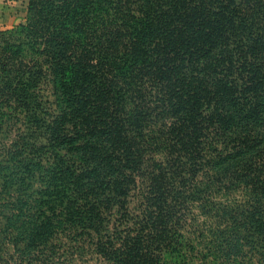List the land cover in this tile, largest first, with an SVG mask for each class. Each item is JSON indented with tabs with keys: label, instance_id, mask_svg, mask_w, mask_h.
I'll list each match as a JSON object with an SVG mask.
<instances>
[{
	"label": "trees",
	"instance_id": "16d2710c",
	"mask_svg": "<svg viewBox=\"0 0 264 264\" xmlns=\"http://www.w3.org/2000/svg\"><path fill=\"white\" fill-rule=\"evenodd\" d=\"M23 1L0 30V130L1 106L28 124L0 166L21 214L1 264L86 247L99 264H190L182 225L213 186L246 198L203 206L228 226L200 264L264 256V0Z\"/></svg>",
	"mask_w": 264,
	"mask_h": 264
},
{
	"label": "rangeland",
	"instance_id": "374dc122",
	"mask_svg": "<svg viewBox=\"0 0 264 264\" xmlns=\"http://www.w3.org/2000/svg\"><path fill=\"white\" fill-rule=\"evenodd\" d=\"M1 9H0V30L12 29L17 26L21 22H25L28 9L27 2L23 0H0ZM41 100H50L54 102V96L52 95L51 86L48 82L42 81L39 86L38 92ZM43 98V99H42ZM49 101V102H50ZM53 107V106H52ZM1 132H0V166L1 163L6 161L8 158L9 151L15 149V141L19 137L25 133H27V115L23 113L20 109L19 111L14 110L10 107L1 106ZM158 129L159 127H149V133L153 132V129ZM47 164V161L44 163ZM198 178L202 182H207V174L206 171H202L199 173ZM212 187V186H211ZM15 187L12 189V192L8 194V191L5 189V184L3 180L0 178V255H1V236L6 234H11L12 228H15L16 231H21L20 226H17L19 221L13 222L10 221L7 216L11 214H15L17 216L21 215L15 209L19 205L16 204L17 199L19 198V191ZM213 193L206 192L203 196L205 198L202 202L190 203V209L188 211V219L183 223L181 232L184 234L185 239L191 240L192 246L195 249H191L188 254V259L190 264H200L199 258L197 259V254L199 251L205 249L207 252L208 249L218 248L217 244L220 242V237L216 229L220 226L221 228H227V224L223 223V225H217L214 220L207 217L202 213L203 206L209 205L212 202H225L226 200L234 201L235 199L243 200L246 198L245 192L237 191L229 194H224V191L216 186L211 188ZM139 194L137 193L131 202V208L134 211H137L138 203L140 198H138ZM211 201V202H210ZM16 219V218H15ZM20 220H23V216L19 217ZM58 238L56 240H61L62 244L65 245V248L68 247L70 243L69 239L66 240L64 235L58 234ZM249 250V249H247ZM245 250L244 258H238L235 264H249L252 261L254 264H264V256L257 255L247 252ZM12 251V248L4 247L2 252L8 253ZM71 251V250H69ZM74 250L73 252H75ZM185 251H183L184 253ZM70 264H99L95 260V256L90 247H86L85 251L79 254H75ZM183 259H181L182 261ZM1 264V260H0ZM186 264V263H185Z\"/></svg>",
	"mask_w": 264,
	"mask_h": 264
},
{
	"label": "crops",
	"instance_id": "0c3cea01",
	"mask_svg": "<svg viewBox=\"0 0 264 264\" xmlns=\"http://www.w3.org/2000/svg\"><path fill=\"white\" fill-rule=\"evenodd\" d=\"M0 9H1V4H0ZM1 20V19H0Z\"/></svg>",
	"mask_w": 264,
	"mask_h": 264
}]
</instances>
